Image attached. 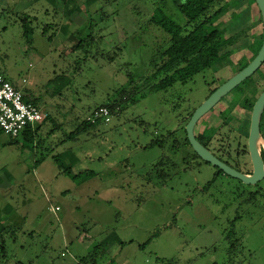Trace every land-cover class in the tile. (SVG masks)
I'll use <instances>...</instances> for the list:
<instances>
[{"label": "rangeland", "instance_id": "rangeland-1", "mask_svg": "<svg viewBox=\"0 0 264 264\" xmlns=\"http://www.w3.org/2000/svg\"><path fill=\"white\" fill-rule=\"evenodd\" d=\"M67 1L0 0V73L50 117L39 124L38 149L0 136V230L9 225L16 233L7 238L0 264H80L100 244L107 253L98 264H264V179L247 185L203 160L190 164L184 158L194 154L192 147L177 152L173 139L151 146L169 132L185 136V120L206 100L209 84L253 58L243 43L252 35V15L258 16L255 4L243 2L215 23L235 34L241 48L232 64L222 60L194 83L160 93L150 92L144 78L170 40L149 23L162 0ZM235 12L241 20L227 23ZM26 15L28 37L20 22ZM89 34L95 46L74 52L79 36ZM239 89L200 124L222 126L218 139L232 146V163L251 173L250 156L234 154L246 140L222 124L224 113H234ZM124 91L130 99L121 102L119 115L61 143L77 122L122 101ZM221 105L229 107L223 115ZM66 150L76 158L75 173L95 177L81 185L61 174L52 156ZM162 159L177 164L165 167L164 179L156 168Z\"/></svg>", "mask_w": 264, "mask_h": 264}, {"label": "trees", "instance_id": "trees-1", "mask_svg": "<svg viewBox=\"0 0 264 264\" xmlns=\"http://www.w3.org/2000/svg\"><path fill=\"white\" fill-rule=\"evenodd\" d=\"M71 1L73 0H68L67 2ZM52 2L54 3V0H52ZM243 2H253L258 11V16L252 15V23L249 24L250 26H247V29L252 32L250 41L243 43V47H246L245 49H247L248 52H255L253 54V58L250 60L252 61L259 53L264 39L262 15L255 0H172L174 7L169 5L168 1L162 0L159 3V7H155L149 23L162 28L163 31L170 36V40L164 47L159 48L156 51L152 60V72L144 78L149 91L168 93L176 86L184 87L188 84L194 83L197 76L207 70H210L222 60H226L227 64H232L231 62L234 60V55L241 51V48L239 46L237 47L235 34L222 31L214 26L217 21L225 18L231 9H237L236 11L240 10L241 7H243ZM76 6L77 5L75 4V8ZM71 13L72 9L66 11L65 14L66 16H69ZM226 20H230L227 23L239 22L241 20V14L235 12L234 15L232 14L230 19L226 18ZM20 22L24 29V35L28 37L31 33V29L29 27L31 17L28 15L23 16L20 18ZM45 29H48V26H46ZM244 37L248 38L250 36H248L246 32ZM79 38L80 39H78L77 43L74 45V52H78L80 50L85 52V49L90 48L93 45L95 46L96 39L93 34L86 35L85 37L79 36ZM247 64H245V66ZM263 69L264 64L261 66V70ZM250 79L251 78L248 80ZM248 80H246L245 83ZM241 87L242 85L238 88L241 89ZM16 88L18 89V87ZM129 99L130 97L127 96L126 91H124L122 101L115 102L112 105H103L101 107H107L112 112L118 110V113L120 114L122 111L121 102L128 101ZM183 99L184 98L179 93L177 99L178 102H181ZM24 100L26 102L33 103L31 101H27L25 98ZM33 104L36 105L35 103ZM179 105L180 104L176 103L174 108L177 110ZM95 111L91 114V117L94 115ZM191 116L192 113L188 115L185 120L186 123L182 128L185 136H174L175 134L178 135L179 131L169 132L167 136L155 139L151 146L163 147L168 139H173L175 142L174 147L177 152L181 151L183 147H191L185 129V126L189 122ZM88 118L82 122H77L75 129L68 136H66L61 143L78 141L80 136L94 129L102 121L96 120L95 122H92ZM49 120L50 117L48 115L43 122ZM200 122L201 121H199L195 127L196 138L203 146L210 149L211 142L218 133L217 128L201 126ZM54 126L56 127L57 125L55 124ZM40 128L41 125L39 124L35 127H27L18 137L13 138L10 136L11 141L7 144H17L18 140L22 138L25 143L31 146V149H38L42 145V141L37 139ZM196 128H198L197 132ZM2 134H4V131L0 128V136ZM187 159H190V164H192L196 159L202 160L195 152L192 156L189 154L184 158L185 161ZM52 160L58 167L61 174L69 177L78 184L82 185L95 177V174L92 171H86L80 174L74 172L73 168L77 161L70 150H66L52 156ZM221 160L225 161L238 171L250 174L248 170L244 171L240 163L234 166L225 159ZM40 163L41 160H36L35 166H38ZM169 165H172V167L177 166V164L171 163L166 159L160 160L156 166L163 179L166 177V174H164L165 167ZM216 169L223 173L220 169ZM216 177L217 175L215 178ZM15 234V230L9 225L4 226L0 230V262L1 259L5 258L8 253L6 247L7 238L9 236H14ZM106 253L107 250L104 245H97L91 253L80 261V264H98V260ZM163 264H176V262L171 260L164 262Z\"/></svg>", "mask_w": 264, "mask_h": 264}, {"label": "water", "instance_id": "water-1", "mask_svg": "<svg viewBox=\"0 0 264 264\" xmlns=\"http://www.w3.org/2000/svg\"><path fill=\"white\" fill-rule=\"evenodd\" d=\"M263 20L264 28V0H255ZM264 64V39L262 47L257 56L243 70L238 72L219 88H217L208 99H206L193 113L190 121L186 126L187 138L194 152L206 163L220 169L234 179L247 185H256L264 179V158L261 154L259 145L261 141L260 124L264 111V92L257 100L251 119V128L248 141L249 154L252 163V173L246 174L229 166L216 157L210 150L204 147L195 136V127L198 121L210 112L224 97L238 87L241 83L250 78Z\"/></svg>", "mask_w": 264, "mask_h": 264}, {"label": "flooded vegetation", "instance_id": "flooded-vegetation-1", "mask_svg": "<svg viewBox=\"0 0 264 264\" xmlns=\"http://www.w3.org/2000/svg\"><path fill=\"white\" fill-rule=\"evenodd\" d=\"M251 62L252 61H250L246 66H248ZM245 67L239 69L236 72H233L232 75L230 76V78H232L238 72L243 70ZM255 75H257V76L255 77ZM230 78L224 80L221 83L220 82H216V81L211 82L209 84V93H208V96H207L206 99H208L210 97V95L217 88H219L222 84H224ZM250 78L252 80L249 82V84H245L244 86L241 87V89H239L238 87L243 85L245 83V81H244L238 87L235 88L236 90L237 89H239V90H238V94H237L238 96L236 98L237 101H236V104H235L234 113L229 112L227 115H225L224 112L225 111H229V107L227 105H226V107L221 105L222 108L220 109L221 114L223 115V113H224V115H223L224 120H223L222 124L224 126H230V132L233 131L234 133L239 135L240 139L244 138L246 140V144H243V146L238 144L237 149L234 150L235 157H237V158H240V157L245 156V155H249L250 156L249 147H248V141H249L250 128H251V119H252V113H253L254 106H255L257 100L259 99V97L261 96V94L264 92V69L261 70V68H260V71L259 70L256 71V73H254ZM246 90L248 92H250V96H246V94H245ZM211 91H213V92H211ZM229 94H228V96H229ZM226 97H224L216 106H219L220 104H223V102H224ZM197 108H195L191 112L192 115H193L194 111ZM201 120L202 119H200L199 121H201ZM186 126H185V129H186ZM204 127L217 128V131H218V133L215 136L214 140L211 142L210 149H208V148L207 149L210 150L220 160L221 159H225L226 161H229L230 163H232V160L230 159L231 158L230 156H232V153H231L232 146L229 143H225L224 144V143L220 142L221 141L220 139H218V135L220 133V128L222 129V126H217V127L204 126ZM260 136H261V141L263 142V150H262V147L260 145H259V148H260L261 154H262V156L264 158V111H263V114H262V117H261ZM223 142H224V140H223ZM221 161H223V160H221ZM223 162H225V161H223ZM232 164L235 166V165L238 164V162L236 164H234V163H232ZM251 173H252V171H251Z\"/></svg>", "mask_w": 264, "mask_h": 264}, {"label": "built area", "instance_id": "built-area-1", "mask_svg": "<svg viewBox=\"0 0 264 264\" xmlns=\"http://www.w3.org/2000/svg\"><path fill=\"white\" fill-rule=\"evenodd\" d=\"M114 115H119L118 110L112 112L107 107H101L88 119L92 122H110ZM47 116L48 114L37 105L26 102L22 92L0 74V128L6 135L16 138L27 127L41 124Z\"/></svg>", "mask_w": 264, "mask_h": 264}, {"label": "bare ground", "instance_id": "bare-ground-1", "mask_svg": "<svg viewBox=\"0 0 264 264\" xmlns=\"http://www.w3.org/2000/svg\"><path fill=\"white\" fill-rule=\"evenodd\" d=\"M262 141H260V143H261Z\"/></svg>", "mask_w": 264, "mask_h": 264}]
</instances>
